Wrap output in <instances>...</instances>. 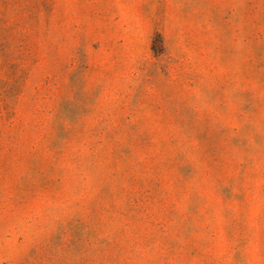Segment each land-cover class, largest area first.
<instances>
[{"label":"rangeland","instance_id":"rangeland-1","mask_svg":"<svg viewBox=\"0 0 264 264\" xmlns=\"http://www.w3.org/2000/svg\"><path fill=\"white\" fill-rule=\"evenodd\" d=\"M0 264H264V0H0Z\"/></svg>","mask_w":264,"mask_h":264}]
</instances>
